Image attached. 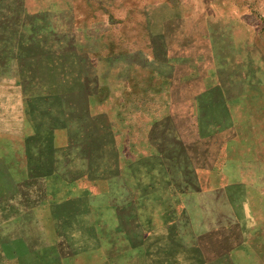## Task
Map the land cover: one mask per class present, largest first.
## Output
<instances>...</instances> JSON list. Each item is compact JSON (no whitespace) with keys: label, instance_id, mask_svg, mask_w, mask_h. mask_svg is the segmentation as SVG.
<instances>
[{"label":"rangeland","instance_id":"obj_1","mask_svg":"<svg viewBox=\"0 0 264 264\" xmlns=\"http://www.w3.org/2000/svg\"><path fill=\"white\" fill-rule=\"evenodd\" d=\"M0 264H264V0H0Z\"/></svg>","mask_w":264,"mask_h":264},{"label":"trees","instance_id":"obj_2","mask_svg":"<svg viewBox=\"0 0 264 264\" xmlns=\"http://www.w3.org/2000/svg\"><path fill=\"white\" fill-rule=\"evenodd\" d=\"M88 107V106H87Z\"/></svg>","mask_w":264,"mask_h":264}]
</instances>
